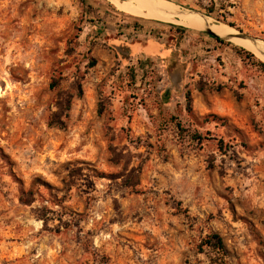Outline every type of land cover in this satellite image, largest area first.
Listing matches in <instances>:
<instances>
[{
  "label": "rangeland",
  "instance_id": "obj_1",
  "mask_svg": "<svg viewBox=\"0 0 264 264\" xmlns=\"http://www.w3.org/2000/svg\"><path fill=\"white\" fill-rule=\"evenodd\" d=\"M168 1L264 41V0ZM146 26L171 60L126 45ZM193 28L0 0V264H264V66Z\"/></svg>",
  "mask_w": 264,
  "mask_h": 264
},
{
  "label": "bare ground",
  "instance_id": "obj_2",
  "mask_svg": "<svg viewBox=\"0 0 264 264\" xmlns=\"http://www.w3.org/2000/svg\"><path fill=\"white\" fill-rule=\"evenodd\" d=\"M117 10L137 18L155 20L177 24L183 27H189L196 30L205 29L209 25L211 29L219 36L227 38L232 43L238 44L249 51H252L258 59L264 63V55L259 49L264 51V42L257 43L244 40L239 37L238 33L229 26L222 23H215L211 18L202 17L197 14L187 12L176 4L168 0H108ZM174 14H179L183 20H178Z\"/></svg>",
  "mask_w": 264,
  "mask_h": 264
},
{
  "label": "crops",
  "instance_id": "obj_3",
  "mask_svg": "<svg viewBox=\"0 0 264 264\" xmlns=\"http://www.w3.org/2000/svg\"><path fill=\"white\" fill-rule=\"evenodd\" d=\"M143 30L148 31L144 39L140 38L135 42H129L128 45L133 51L134 55H143L146 58H155V57H163L167 58V60H171V55L173 51H176V46H174V41H172L170 46H167L168 40L167 38L175 39L179 33H175L174 31H167L163 29H159V36L155 37L151 33L154 30V27L146 26ZM126 40L123 39L120 44H125Z\"/></svg>",
  "mask_w": 264,
  "mask_h": 264
},
{
  "label": "trees",
  "instance_id": "obj_4",
  "mask_svg": "<svg viewBox=\"0 0 264 264\" xmlns=\"http://www.w3.org/2000/svg\"><path fill=\"white\" fill-rule=\"evenodd\" d=\"M178 29L181 30L179 27H178ZM215 39L218 42H223L219 38H215ZM246 53L251 54L247 51H246ZM260 64H261V66H264L263 62H261ZM71 103H72V97L71 96H68L65 98V96L63 94H59L58 100L56 103L57 112H55L53 114L52 120L50 122L51 126H57L60 128L65 127V122L63 121L62 118L64 115H67V113L70 111ZM110 176L113 179L124 178L122 184L126 188H134L137 185H139V171L136 168H133L128 173H121V174L110 175ZM206 244L209 247H211V248H213L219 252L225 253V247H224V244L222 242V239L217 235L209 236L207 241H206Z\"/></svg>",
  "mask_w": 264,
  "mask_h": 264
},
{
  "label": "water",
  "instance_id": "obj_5",
  "mask_svg": "<svg viewBox=\"0 0 264 264\" xmlns=\"http://www.w3.org/2000/svg\"><path fill=\"white\" fill-rule=\"evenodd\" d=\"M120 1H121V2H126V1H128V0H120ZM187 12H191V11H187ZM191 13L197 14V15L202 16V17H207V16H205L204 14H201V13H197V12H191ZM174 16L177 17V16H179V14H174ZM202 31L206 32L207 34H209V35H211V36H213V37H215V38H219V39H221L222 41L230 42L229 40H227V38H223V37L217 35V34L211 29V27H210L209 25H205V29H203ZM237 33H238L239 37L242 38V39H244V40H248V41L253 42V43H257V42H260V41L264 42V41L261 40V39H258V38H256V37H252V36L246 35V34H244V33H242V32H237ZM230 43H232V42H230ZM259 51L264 55V51H263V50L259 49Z\"/></svg>",
  "mask_w": 264,
  "mask_h": 264
}]
</instances>
